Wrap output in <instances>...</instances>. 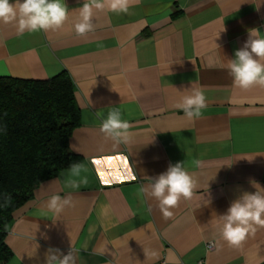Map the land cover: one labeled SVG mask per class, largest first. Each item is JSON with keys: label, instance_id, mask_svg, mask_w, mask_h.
Returning a JSON list of instances; mask_svg holds the SVG:
<instances>
[{"label": "crops", "instance_id": "0c3cea01", "mask_svg": "<svg viewBox=\"0 0 264 264\" xmlns=\"http://www.w3.org/2000/svg\"><path fill=\"white\" fill-rule=\"evenodd\" d=\"M64 2L70 16L57 31L19 34L0 22V76L69 74L79 125L68 147L88 168V183L66 187L60 173L68 167L39 183L7 226L3 264H45L49 247H72L76 264H264V228L240 248L221 241V251L207 249L221 239L218 217L256 191L250 180L264 188V89L235 88L227 68L248 29L264 36V0H140L130 14L96 12L84 36L74 27L84 0ZM191 84L207 99L193 119L177 107ZM109 107L132 125L130 144L113 148L100 132L98 112ZM176 162L198 188L165 220L140 189ZM57 194L76 201L59 217L46 209ZM102 204L110 206L103 218ZM144 248L159 259L146 260Z\"/></svg>", "mask_w": 264, "mask_h": 264}, {"label": "clouds", "instance_id": "9594fccd", "mask_svg": "<svg viewBox=\"0 0 264 264\" xmlns=\"http://www.w3.org/2000/svg\"><path fill=\"white\" fill-rule=\"evenodd\" d=\"M139 3L140 0H84L83 6L77 9L78 20L74 25L76 34L84 36L95 30L96 12L107 10L117 15L130 14V9ZM69 16V9L64 0H15L14 3L10 0H0V22L14 24L19 34L25 31H57L65 25ZM234 55L235 58L228 59L227 63L233 86L244 91L254 87L264 89V36L260 30L248 29V39ZM185 90H188V94L182 96L177 107L182 109L189 119L199 118L202 110L207 107L206 96L202 89L192 84ZM98 115L102 117L99 130L105 139L113 142V148L132 142V125L122 118L120 107H109L106 116L103 112H98ZM87 172L85 164L73 163L60 175L65 176L66 187L78 189L88 183ZM150 180L151 183L141 187L140 191L158 201L159 210L165 220L171 219L173 210L182 200H190L198 188L197 180L184 167V162L170 163L166 171ZM250 184L256 191L242 192L231 202L226 213L218 217L222 224L221 239L212 244L217 252L222 250V242L230 247L240 248L249 237L255 236L258 229L264 228V188L255 180H250ZM10 202L11 197H6L5 205ZM75 206L76 201L70 195L64 198L58 194L52 195L46 202L47 212L56 217L65 209ZM109 210V205L102 204L99 215L103 218L108 215ZM144 253L146 260L159 259L155 250L144 248ZM44 259L45 264H76L77 256L72 247L67 254L59 248L49 247L44 253Z\"/></svg>", "mask_w": 264, "mask_h": 264}, {"label": "trees", "instance_id": "16d2710c", "mask_svg": "<svg viewBox=\"0 0 264 264\" xmlns=\"http://www.w3.org/2000/svg\"><path fill=\"white\" fill-rule=\"evenodd\" d=\"M78 125L66 71L46 79L0 76V264L11 254L4 237L15 210L39 183L80 160L68 147Z\"/></svg>", "mask_w": 264, "mask_h": 264}, {"label": "built area", "instance_id": "2783aa9c", "mask_svg": "<svg viewBox=\"0 0 264 264\" xmlns=\"http://www.w3.org/2000/svg\"><path fill=\"white\" fill-rule=\"evenodd\" d=\"M212 242H210V243H207V249L208 250H210V249H212L213 247H212ZM202 261H199V263H201ZM152 264H167V262L165 261V260H159V261H157V262H155V263H152Z\"/></svg>", "mask_w": 264, "mask_h": 264}]
</instances>
